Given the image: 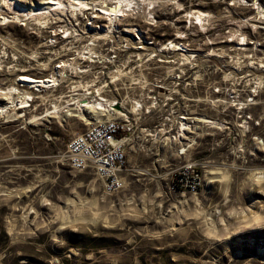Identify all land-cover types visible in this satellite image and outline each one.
<instances>
[{"label":"rangeland","instance_id":"rangeland-1","mask_svg":"<svg viewBox=\"0 0 264 264\" xmlns=\"http://www.w3.org/2000/svg\"><path fill=\"white\" fill-rule=\"evenodd\" d=\"M232 3L163 0L157 27L141 13L121 21L133 34L119 24L93 42L91 11L67 6L60 23L32 20L0 0L14 21L0 19V106L10 90L33 96L30 109L0 116V264H264V33L245 28L253 12ZM193 10L208 18L187 23ZM25 75L60 86H16ZM110 78L118 90L107 96L128 110L139 104L135 128L148 135L129 146L125 186L112 195L92 171L67 165V144L86 126L63 116L97 100L86 83L99 80L98 89ZM169 114L173 124L162 128ZM188 161L203 174L196 195L171 187ZM254 213L261 226L247 228Z\"/></svg>","mask_w":264,"mask_h":264},{"label":"built area","instance_id":"built-area-1","mask_svg":"<svg viewBox=\"0 0 264 264\" xmlns=\"http://www.w3.org/2000/svg\"><path fill=\"white\" fill-rule=\"evenodd\" d=\"M141 2H143L142 15H146L148 20H150L148 25L151 27H157L158 21L155 17L159 14H164L160 11L163 0H142ZM233 2L236 3V5L247 8L253 12L251 16L241 20L242 25L245 28H250L255 31L259 30L264 33V0H233ZM234 3H232V5H234ZM117 4V0H108L106 3V5L112 7H115ZM179 11H184V2H181ZM200 13L201 12L199 11L193 10L189 14H184L183 17H187L188 20L185 19L187 20V23H189V20L193 19L194 24L198 25V22L200 21L198 15ZM139 16L140 14L137 12L131 16L125 17V19H137ZM201 16V20H206L205 18H208L207 14H201ZM135 29L138 31V27H135ZM69 34L70 33H67V36H69ZM253 45H255V43H253ZM115 59H117V54L113 55V63L116 62ZM52 78L53 77L41 79L40 82H47ZM19 79L15 82L16 86L18 84H23ZM99 82V80L97 82L95 81L92 86H89V84L86 83L83 92H85L87 98L95 94L97 100L94 102L103 103V105L106 106V109L110 108V113L108 110H100L97 114L88 113V118L86 117L88 119L87 121L86 119H81L86 126V129L83 132L76 133V135L69 141L65 157L67 165L73 171H92L97 179L101 181L104 192L112 195L120 192L125 186V179L122 176V173L127 164L129 146L134 141L143 139L147 140L148 135L143 136V133L147 132L146 129L137 132L135 128V125L138 123V118H136V116H139L141 109L136 107L135 111L132 109L128 110L123 107L122 101L118 98L112 100V98L107 96L108 93L111 94L113 91L117 92L116 80L110 78V80L105 81V84L101 85L100 88L93 89V87ZM51 83L52 82H50V84ZM58 86L60 85L57 83L51 84L44 89L56 90ZM17 93L18 90H16V94ZM2 94H5V92H2ZM22 99L26 102V107L24 109H30L33 103V96L29 95ZM253 100L254 99L251 97L248 98V102L250 103L253 102ZM84 102L83 105L95 104L88 99ZM17 103L18 107H20V101ZM15 104L13 106L9 104L10 108H17ZM108 104H110L111 107H108ZM134 104L137 106V103ZM242 108L241 103L238 110H241ZM66 109L68 110V106ZM113 109H116L117 112H114ZM146 113L149 114L150 111H147ZM180 120H186V118L180 117ZM172 124L173 121L169 114L165 117L162 123V128L168 127V125ZM169 127L171 128V126ZM173 138H180V135L174 133ZM186 151L187 150H181V155H185ZM203 184V174L200 171V165L195 161H188L173 175L171 187L173 190L183 195L187 193L196 195L202 189Z\"/></svg>","mask_w":264,"mask_h":264},{"label":"bare ground","instance_id":"bare-ground-1","mask_svg":"<svg viewBox=\"0 0 264 264\" xmlns=\"http://www.w3.org/2000/svg\"><path fill=\"white\" fill-rule=\"evenodd\" d=\"M4 1H6V0H4ZM14 1L16 2V7H18V9H19L18 14H19V12L24 13V11L25 12L29 11V13H26L27 14L26 16L28 17L30 15L29 19H32V20H36L37 18L45 19L49 15L50 16L55 15L58 17L61 14H63V12L66 10L67 6H68L67 10H69V9L70 10L71 9L76 10L77 9V10H79V12L91 11V15H90V18L88 20L92 21V23H91L92 28H88V29H90L89 33L90 34H92V33L98 34L97 37H94L92 39L93 42H96L98 40V38L99 39H107L111 35H114V33H116L117 31H118L117 33H119L120 29H118V26H119V24H122L121 21H127V19H125V17L131 16L137 12L139 14L143 13V11H142L143 10V8H142L143 2H141L142 0H117L118 4L115 7L106 5L108 0H69V2L68 1L65 2L64 0H38V1L36 0L37 1L36 4L31 2L30 0H14ZM27 3L30 5V7L28 8V10H24L25 7L23 4H27ZM98 4H100V5H98ZM75 7H76V9H75ZM201 14L202 13H200L198 15V19L200 21H202L201 20V17H202ZM17 15H16V17H19V15L18 16ZM203 15H205V14H203ZM0 19L4 20V22H6V23L14 22L12 20H7V18L5 16H2ZM105 19H106V21H108L109 25L105 26V27H107V29H106V32H103V30H104L103 28H101L100 30L98 29V24L102 20L105 21ZM57 21H58V23H60L62 20L60 19V17H58ZM44 24H46V22ZM122 25H124V29L122 30L123 34H130L131 35L134 33V28L132 27L133 24L126 23V24H122ZM134 27H137V26H134ZM67 32H68V30L63 31L61 33L65 34ZM70 35L71 34H69V36L64 37V38L68 39L70 37ZM242 40L245 41V38L243 37ZM177 46L178 45H173L172 47L175 48ZM94 50H95V48H90L89 53L91 55L96 54V52H94ZM176 50H178V49H176ZM58 68L61 69L62 66H61V68H60V66ZM19 80L23 82V85L26 84V85L30 86L32 89H35L36 91H40L41 88H47L51 84H56V82L53 78L49 79L47 82H45V81L40 82V80L34 79V78L27 76V75L21 77ZM50 82H52V83L50 84ZM0 94H1V90H0ZM7 94H9V96L6 95L7 97H5V99L7 100V104L0 106V114H1L0 116H5L8 118V120H10V118H12V114L15 111H17L19 109H24L26 107V104H25L26 102L22 98H15L14 97L15 92L13 90H10ZM1 95H4V94H1ZM18 101H20V103H19L20 107H18V103H17ZM9 104H11L12 106L15 104V106L17 108L11 109ZM70 106H68V110L63 115L64 117H72V116L80 117L81 116V118L86 119V116L89 115L88 113H96L97 114L100 112V110H108L110 113V108L106 109V106L103 105V103H101V102H98V103H95L92 105H89V104L79 105L78 104L75 107H70ZM108 107H111V105L108 104ZM137 108L141 109L142 107L139 104H137ZM113 110H114V112H117L116 109H113ZM77 114L80 116H77ZM90 115H93V114H90ZM262 178L263 177L261 175V176H259L258 180H261ZM248 219L249 220L246 221V225H245L247 228L253 227L254 225H257L258 228L261 226L260 225L261 224V222H260L261 216L260 215H256L254 213V214L250 215V217ZM231 237H232V235H229L227 237V239H230Z\"/></svg>","mask_w":264,"mask_h":264}]
</instances>
